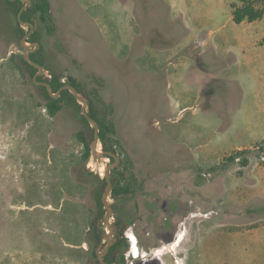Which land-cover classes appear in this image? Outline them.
<instances>
[{"label": "rangeland", "instance_id": "rangeland-1", "mask_svg": "<svg viewBox=\"0 0 264 264\" xmlns=\"http://www.w3.org/2000/svg\"><path fill=\"white\" fill-rule=\"evenodd\" d=\"M49 1L54 31L33 19L28 56L44 69L36 78L75 79L114 124L110 177L134 192L108 197L110 222L130 220L128 233L146 247L158 242L144 231L171 212L183 220L170 248L183 264H264V17L246 30L228 5L201 0L214 18L195 34L171 0ZM16 19L0 0V264H85L90 232L107 230L105 181L90 171L104 178L100 166L114 160H82L76 133L90 135L93 124L79 102L53 116L44 108Z\"/></svg>", "mask_w": 264, "mask_h": 264}, {"label": "trees", "instance_id": "trees-1", "mask_svg": "<svg viewBox=\"0 0 264 264\" xmlns=\"http://www.w3.org/2000/svg\"><path fill=\"white\" fill-rule=\"evenodd\" d=\"M237 3H232L230 5L231 7V18L233 22L236 24H239L243 21L247 22H252L258 19H261L264 15V2L261 0H236ZM6 3L8 5H15V11L18 13L20 7L23 5V2L21 0H6ZM33 19H36L42 26L45 28L47 33L51 34L54 31V26H53V19L51 15V10H50V1L49 0H31V3L28 7H26L22 13H21V20L25 22H30L32 23ZM18 28L20 30V34L25 35L27 32L23 31L22 27L18 24L19 21L16 19ZM33 36L30 35V38L32 40ZM27 41V40H26ZM30 58L32 61L36 63L38 60H36L33 56L32 53H30ZM27 63V62H26ZM28 67L36 70V68L31 65L30 63H27ZM35 74V73H34ZM51 79L49 78H43L42 76L37 77V81H45L47 82L50 87L52 88L53 92H56L61 86L62 83L60 82V79L56 77L54 74L51 75ZM71 85H73L78 92L81 93V90L78 88L75 79L68 77ZM40 88L45 92L46 98L43 102L44 108L47 110V112L53 116L55 115L58 111L63 109L68 105V101L71 99L74 101L76 104H79L78 101L73 97L72 93L67 90V89H62L58 96L55 98H52L49 96L47 88L43 85H39ZM88 113L89 115L94 118L97 123H98V136H99V142L101 143L102 149L103 150H110L116 154V139L114 138L115 136V127L113 122L109 121L105 114L98 115L97 109L95 108L93 101L88 98ZM82 120L84 121L87 126H90V123L88 120L80 114ZM93 131V129H91ZM76 136L80 142L83 143L84 145V151L82 153V160L84 162L88 161L90 159L91 153H90V148H89V142L91 141L93 137V132L90 133V135H86L82 131H78L76 133ZM261 150H264V140L261 142L260 146ZM244 150H236L232 154H230L226 159L233 161L239 156L242 155ZM110 159L114 160L112 157H109ZM113 171L116 172V168H113ZM90 174L95 176V178L98 181H105L103 177H100L98 173H93L90 171ZM123 176V175H121ZM112 184H113V189H112V196L114 198H117L119 194L128 191V188L131 186V183H125L122 184L118 179L114 181L112 179ZM95 227V225L93 224ZM95 236V233L93 235ZM93 237L91 239H88V241L91 243V247L89 250L86 251V254L88 255L89 253H93V247H94V242H93Z\"/></svg>", "mask_w": 264, "mask_h": 264}, {"label": "flooded vegetation", "instance_id": "flooded-vegetation-1", "mask_svg": "<svg viewBox=\"0 0 264 264\" xmlns=\"http://www.w3.org/2000/svg\"><path fill=\"white\" fill-rule=\"evenodd\" d=\"M113 189V187H112ZM134 188L130 186L128 191H125L121 194H133ZM119 194V195H121ZM111 197L112 190H111ZM160 197H156V200H159ZM165 201L163 199L162 203ZM161 203V204H162ZM162 207V205H161ZM166 208V209H165ZM161 208L163 211L167 210V207ZM169 209V208H168ZM170 210V209H169ZM113 213V206H112ZM150 213L154 214L155 211L152 209ZM169 216L171 214L172 217H164L163 222L154 228L153 232L144 231V235H148L152 238L157 239L158 243H154L151 246H142L139 245L140 234L137 233L136 236V244L137 245V254L133 256L131 252V243L126 236L128 223L130 220H120L119 218L115 220L114 227L115 231L111 235V242L108 244V240L103 238L105 243L100 244V236L103 237V232L99 233L98 229L95 231V236L93 237L92 232L90 235L93 237L94 247L93 253H89L87 256V260L85 264H183L182 263V255L181 253H177L176 251H170V248L173 247V244H178L177 239L179 238V233L177 231L183 229V220L180 219L176 223H174L173 214L168 212ZM154 218V216H153ZM185 218V216H184ZM180 225V226H179ZM179 230V231H180ZM178 231V232H179ZM108 232V231H107ZM132 233V232H131ZM178 236V237H177ZM159 242H166V245H162L160 248H165L169 250V254L165 255L164 258L157 255L158 250L160 249ZM87 249L89 250L91 247V243L87 240ZM108 244L107 248L103 250L104 246Z\"/></svg>", "mask_w": 264, "mask_h": 264}, {"label": "water", "instance_id": "water-1", "mask_svg": "<svg viewBox=\"0 0 264 264\" xmlns=\"http://www.w3.org/2000/svg\"><path fill=\"white\" fill-rule=\"evenodd\" d=\"M21 1H24V4L20 7V9L17 13V19H18L20 24L27 25L30 27V30L25 35L22 36L21 45L26 49L24 54H23L26 61H28L31 65H33L34 67L37 68V71L33 76V81L35 83H38L40 85L45 86L47 88L49 96L52 98L57 97L59 92L62 89L69 90L72 93L73 97L80 103L81 114L88 120L89 123L93 124V137H92L91 141L89 142V148H90L91 156L96 160H101L102 158H105V157H112L114 159L113 163L108 164L104 169L105 186L103 187L102 195L100 197V201H101L103 207L105 208V214L103 216L102 222L105 224V226L107 228V230L103 231V237L106 240H108V244H110L111 235L115 231L114 223L110 222V219L112 217V205L108 203V197L110 196L111 190L113 187L112 179L110 177V173H111V170L118 165L119 156L110 150H103L102 149L101 151H99L97 149V146L99 144L98 123L88 113V110H87L88 100H87L86 96H84L83 94L78 92L77 89L73 85H71L68 77L62 76L60 78V82L62 83V86L56 92L52 91V88L50 87V85L47 82L36 81V79H35L36 76L39 74H42L44 72V69L39 63L32 61L28 56L29 50H31V49L26 44V42H27L26 39L28 38L29 34L33 30L34 26L30 22H25V21L21 20V13L28 5H30L31 0H21ZM32 44H34L35 47L38 46V44L36 42H33ZM42 77L44 78L45 75H42ZM108 244H106L104 246L103 250H105L107 248Z\"/></svg>", "mask_w": 264, "mask_h": 264}, {"label": "crops", "instance_id": "crops-1", "mask_svg": "<svg viewBox=\"0 0 264 264\" xmlns=\"http://www.w3.org/2000/svg\"><path fill=\"white\" fill-rule=\"evenodd\" d=\"M190 1L192 2L191 8L190 6L189 7L185 6L186 0H171L170 13L181 18L183 26L187 30H190V32H194L195 34H197L201 30L200 29L201 24H203L206 21H210L214 18V10L211 8L209 10L199 11L197 8V3L198 5H200L199 2H201V0H190ZM216 1L222 2L224 5H228L230 8V12H231L230 5L232 3H237L236 0H220V1L216 0ZM256 21L257 20L252 22L243 21L239 23V25H246L245 26L246 30H251ZM252 41H250V43ZM239 46L242 52L245 53L247 48V42L239 41Z\"/></svg>", "mask_w": 264, "mask_h": 264}, {"label": "bare ground", "instance_id": "bare-ground-1", "mask_svg": "<svg viewBox=\"0 0 264 264\" xmlns=\"http://www.w3.org/2000/svg\"><path fill=\"white\" fill-rule=\"evenodd\" d=\"M97 149L99 150V146H97ZM104 163V162H103ZM102 163V165L100 166V168L101 169H103L104 170V168H105V165ZM180 232L182 233V230H180ZM179 232V233H180ZM133 245H132V247H131V249H132V251H133V253L134 254H137V247H136V243H135V239H134V237H133Z\"/></svg>", "mask_w": 264, "mask_h": 264}, {"label": "built area", "instance_id": "built-area-1", "mask_svg": "<svg viewBox=\"0 0 264 264\" xmlns=\"http://www.w3.org/2000/svg\"><path fill=\"white\" fill-rule=\"evenodd\" d=\"M264 158V157H263ZM126 236H127V238L129 239V241H130V243H131V247H132V245H133V234L132 233H128V232H126ZM131 252H132V249H131ZM132 254H133V256H135L136 254H134L133 252H132Z\"/></svg>", "mask_w": 264, "mask_h": 264}]
</instances>
